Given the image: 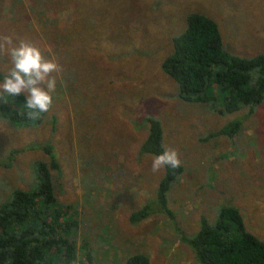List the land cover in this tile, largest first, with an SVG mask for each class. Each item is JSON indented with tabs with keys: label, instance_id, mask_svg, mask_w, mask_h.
<instances>
[{
	"label": "rangeland",
	"instance_id": "rangeland-1",
	"mask_svg": "<svg viewBox=\"0 0 264 264\" xmlns=\"http://www.w3.org/2000/svg\"><path fill=\"white\" fill-rule=\"evenodd\" d=\"M191 12L217 23L231 54H264V0H0V36L37 44L62 68L39 125L17 127L0 115V208L15 190L36 186L48 144L60 167L52 207L63 211L61 222H77L68 234L84 264L88 255L92 264H125L136 253L152 264H199L175 230L191 238L202 217L214 224L225 206L264 241V100L251 114L220 115L181 101L161 70ZM9 66L0 58V80ZM69 69L74 81L64 88ZM148 116L160 121L164 148L178 151L183 172L167 194L175 218L154 213L132 224L163 175L139 152ZM236 120L233 134H218Z\"/></svg>",
	"mask_w": 264,
	"mask_h": 264
},
{
	"label": "trees",
	"instance_id": "trees-1",
	"mask_svg": "<svg viewBox=\"0 0 264 264\" xmlns=\"http://www.w3.org/2000/svg\"><path fill=\"white\" fill-rule=\"evenodd\" d=\"M170 44L171 52L163 58L161 70L175 83L181 101L204 104L211 111L226 115L241 110L251 114L264 100V54L240 57L226 51L217 23L206 15L189 13L184 27L171 38ZM70 58L74 57L70 55ZM63 73L64 88L72 87L75 75L72 69ZM23 106L24 96L8 97L7 102L0 99V115L17 127H34L47 114L28 119L20 114ZM145 122L147 136L139 152L154 157L165 150L162 125L151 116ZM239 125L236 120L218 134L231 135ZM41 147L46 160L34 167L36 186L15 190L0 208V264H73L74 261L84 264L79 261L75 242L68 234V224L77 222L72 217L61 222L63 211L52 207L56 202L53 177L60 169L58 160L51 146ZM17 152L13 150L10 159ZM182 172V166L165 167L154 198L129 215L130 223L138 224L154 213L174 219L167 194ZM199 226L191 238L175 230L199 264H264V241L246 228L238 209L225 206L219 210L214 224L202 217ZM86 257L87 264H92L91 257ZM125 264L152 263L145 254L136 253L127 257Z\"/></svg>",
	"mask_w": 264,
	"mask_h": 264
},
{
	"label": "clouds",
	"instance_id": "clouds-1",
	"mask_svg": "<svg viewBox=\"0 0 264 264\" xmlns=\"http://www.w3.org/2000/svg\"><path fill=\"white\" fill-rule=\"evenodd\" d=\"M0 58H6L10 65L0 80V99L7 102L8 97L24 96L20 114L28 119H38L49 112L54 104L53 93L57 83L56 76L52 74L62 71L57 60L48 58L35 43H14L10 35L0 36ZM180 166L178 151L168 148L154 156L151 170L157 173L165 167L175 169Z\"/></svg>",
	"mask_w": 264,
	"mask_h": 264
}]
</instances>
